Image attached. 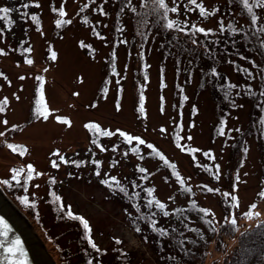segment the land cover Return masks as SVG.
I'll return each instance as SVG.
<instances>
[{"label": "rangeland", "instance_id": "obj_1", "mask_svg": "<svg viewBox=\"0 0 264 264\" xmlns=\"http://www.w3.org/2000/svg\"><path fill=\"white\" fill-rule=\"evenodd\" d=\"M145 2L0 0V8L13 10L0 19V102L8 101L0 112V189L55 264H201L199 253L190 262L172 255L178 229L160 235L126 207L125 176L146 179L153 190L145 196L164 205L153 207L151 222L193 202L199 215L224 228L216 242L202 243L203 264H228L244 230L264 220V53H250L253 65H240L227 60L232 32L197 34L202 53L188 67L166 49L191 40L193 28L220 32L223 0H197L213 13L207 16L176 0L177 25L164 29L157 21L156 30L151 23L153 31L136 40V15ZM58 20L64 23L57 26ZM130 163L140 165L138 174L131 176ZM18 169H24L20 184L13 180ZM69 205L89 221L100 252L81 222L67 215ZM259 234L262 244L249 252L248 264H264V226Z\"/></svg>", "mask_w": 264, "mask_h": 264}, {"label": "trees", "instance_id": "obj_2", "mask_svg": "<svg viewBox=\"0 0 264 264\" xmlns=\"http://www.w3.org/2000/svg\"><path fill=\"white\" fill-rule=\"evenodd\" d=\"M165 2L167 3L169 8L175 6L170 0H165ZM142 8H144V10H140V13L136 15V22L139 30H133L136 40H143V38L148 34L149 30L153 31L152 24H158V22L160 23L161 21V23H163L162 27L166 29L168 21L173 20L171 17L173 12H168L167 16L165 17L164 10L159 8L158 4L155 3V0H146ZM152 11H154L155 14L153 18H150ZM221 11L223 12L224 20H220V25L222 27L220 32L214 31L209 33L207 31L206 35L205 33H200L193 28L192 35H195L194 37H190L191 40L186 41L185 44L179 45V48L177 47L173 50L171 48H167L166 51L172 54H176V56H178V61H184L183 64L189 67L196 55H201L202 53L203 48L201 42H196V40L200 41L198 39L199 37L204 38L210 36L214 38V35L232 32L231 34L235 36V53L233 52L231 55H229L227 60L238 62L240 65H253L250 53H264V33L257 31V29L264 27V21L259 20L255 25H253L251 15L243 8L242 4L239 3V0H223ZM254 11L260 17H262V14L264 15V9H254ZM242 17L246 18V22L241 20ZM158 18H160V20H158ZM149 20H151L150 23H148ZM229 25H231V27H229ZM158 29H160V24H158V28L156 30ZM233 29H235V31H233ZM197 34H199V37H197ZM193 41H195V43H193ZM238 53H242L243 56H245V58L242 57L244 60L241 58H238L237 60L234 59V57H236V54ZM215 66H217V64H214L211 68L213 71H215L214 73L219 71L217 68H214ZM207 73L210 74V72ZM204 74L206 75V73L203 72L202 75ZM136 166L137 165L130 163L131 176L134 174H138L140 165L137 167V169ZM141 169H144V171H142V174H144L145 167L143 166ZM121 185L124 187L123 189H125V191H123V196L128 200V202H126V207L129 205L128 208L130 207L134 210L136 217L142 219V221L144 220V222L149 224L151 227L156 228L157 233L160 235L163 233L160 230H164L166 228L169 229L172 226L179 230L176 234L177 238L172 242L170 241L172 255L175 254V256L186 258L188 259V262H190V260L194 258V256H197V253H199V259L201 260V264H203L206 256V248L204 249L202 247V243H205L206 245L214 243L218 239L217 237L219 235L225 233L224 228H216L211 223H209L204 214L199 215L196 212L198 210L195 211V209L193 208V202H189V204L184 206H178L171 212H161L160 219H156V222H151L148 218L153 217V215H151L153 211H157V208L153 209V207H159V200L154 198L149 199L145 196V193L152 192L153 190L148 185L147 180H144V178H142L141 180H139V182H133L125 176L122 177ZM148 213H150V215L147 217ZM191 222L201 223V227L196 225V227L194 228L195 230H191L192 234L187 235L186 230H189L188 226L191 224ZM133 226L136 227V223L134 221ZM231 226H233V224L229 227ZM263 226L264 220L258 222L252 228L244 230L242 236L239 239L238 251L235 253L228 264H248L245 261L249 257V252L262 244L261 239H263V237L259 234V232L262 230ZM202 239H204V242H200V240ZM199 248L201 250H198ZM56 257L60 259L59 253ZM79 261L80 264H87V260L85 259H81ZM70 262L72 264V260H70ZM192 263L193 262H191L190 264Z\"/></svg>", "mask_w": 264, "mask_h": 264}, {"label": "snow or ice", "instance_id": "obj_3", "mask_svg": "<svg viewBox=\"0 0 264 264\" xmlns=\"http://www.w3.org/2000/svg\"><path fill=\"white\" fill-rule=\"evenodd\" d=\"M188 2L190 4H192V5H195L196 8L199 9L200 14L202 16H207V15L213 14V13L208 12V10L205 9L202 4L197 3V0H188ZM155 3L158 4V6H159L160 9H163L164 10L165 17L167 16V13L168 12H173V13H177L178 12L179 5L176 4V0H173V4L176 5V6H173L171 8L168 7V5L165 2V0H155ZM239 3L242 4L243 8L251 15V19H252L253 25H255L259 20L262 19V17H260V16H258L256 14V12L254 11V9H264V0H239ZM24 7H28V5L25 4ZM190 10H194V9H190ZM12 11L13 10L12 9H9V8H0V13L3 14L2 16H0V19L6 18L8 16V14L10 12H12ZM59 15L60 16H64L65 15V12L63 10H60ZM32 19L33 20H37V17L33 16ZM67 22H70V21H67ZM56 23H57V26H60L61 23H64V22L58 20ZM176 25H177V22L176 21L169 20L166 26L169 29H171V28H173ZM193 27H195V26H193ZM229 27H231V25H229ZM181 30H183V29H181ZM196 31L201 32V33H205L207 35V31L205 29H203V28H197ZM233 31H235V29H233ZM257 31L264 33V27H261V28L257 29ZM193 43H195V41H193ZM53 58H55V55L54 54H53ZM26 62L28 64H32L33 63V61L30 60V59L27 60ZM245 71H247V70L245 69ZM23 78L24 77H21V79H23ZM232 87H236V86L233 85ZM7 103H8L7 98H5L3 100V102H0V112L4 111V105H6ZM143 110H144L143 109V106H141L140 111L143 112ZM43 115H45V117H46L47 116V112L43 113ZM64 122L67 123L68 121H64ZM4 123L7 124V121H4ZM105 134L106 135H111V133H105ZM221 134H223V131L222 130H221ZM0 135H3V133H0ZM121 135H125V134L124 133H121ZM126 139L129 142H131L133 139H136V140H138V142L140 144H144L145 143V141H143L142 139L134 138V137H131V136H127ZM189 139H190V137H189ZM8 147L9 148H13V145L9 144ZM149 147H152V146L149 145ZM13 150H15V148H13ZM125 155H127V153H125ZM65 162H67V161H65ZM53 166L54 167L57 166L55 164V162L53 163ZM13 171H14L13 180H15L17 184H20V180L18 179V177L23 174L24 169H18V170H13ZM34 171L35 170L32 168V166L29 165L28 166V172H29L28 179H31L32 178L31 177V173L34 172ZM141 171H144V169H141ZM97 175H99V173H97ZM217 178H218V166H217ZM178 179H180V183L183 185L184 180L182 178H179V177H178ZM2 182L5 183V184H8L9 183L8 181H2ZM102 183L109 184L108 181H102ZM109 186L111 187V184H109ZM187 190L190 191L191 189H187ZM120 191H125V189L121 188ZM208 191H213V189L209 188ZM226 195H230V194H226ZM260 195L261 196H264V192H262ZM56 199L59 201L60 200V197H57ZM233 199H235V197H233ZM23 202L25 204H28L29 203V201H28L27 198H24ZM60 207H61V209L64 208V205H63L62 202L60 204ZM159 207L160 208H163L164 205L163 204H159ZM253 207H255V205H253ZM202 211H205V213L207 214V210H202ZM67 215L70 218L79 220L81 222V224L83 225V228L86 230V234H87L86 238L88 239L89 244L97 252H100L101 250L97 247L96 243L91 238L92 229H91V226L89 224V221L87 219H85L84 217H82V216L74 215L72 213V211H71V206L70 205L68 206ZM232 222L235 223V221H232ZM0 227H2V229H3L2 233H0V234H2L4 236H7L8 235V225H7V223L2 218H0ZM137 231H139V229H137ZM160 231L163 232V230H160ZM116 243L119 244V243H122V241H120V240L117 239L116 240ZM19 245H20V242H19V240H17L14 244H12L11 246H9L6 249L8 255L10 257L16 258V257H22L24 255L23 249ZM3 248H4V244L0 243V249H3ZM15 264H21V262L19 260H16L15 261Z\"/></svg>", "mask_w": 264, "mask_h": 264}, {"label": "water", "instance_id": "obj_4", "mask_svg": "<svg viewBox=\"0 0 264 264\" xmlns=\"http://www.w3.org/2000/svg\"><path fill=\"white\" fill-rule=\"evenodd\" d=\"M0 218L8 225V235L0 234V243L4 248L0 249V264H15L19 260L21 264H55L48 254L45 245L33 231L26 216L16 204L0 189ZM3 229L0 227V233ZM17 240L23 249L22 257L12 258L6 249Z\"/></svg>", "mask_w": 264, "mask_h": 264}, {"label": "bare ground", "instance_id": "obj_5", "mask_svg": "<svg viewBox=\"0 0 264 264\" xmlns=\"http://www.w3.org/2000/svg\"><path fill=\"white\" fill-rule=\"evenodd\" d=\"M4 194H6L4 191H3ZM8 196V193L6 194ZM149 212V211H148ZM144 213V211H143ZM146 213V212H145ZM153 213V212H152ZM159 213V212H158ZM150 214V213H149ZM160 214V213H159ZM152 215V214H151ZM159 216V215H158ZM149 219V218H148ZM156 221V220H155Z\"/></svg>", "mask_w": 264, "mask_h": 264}]
</instances>
